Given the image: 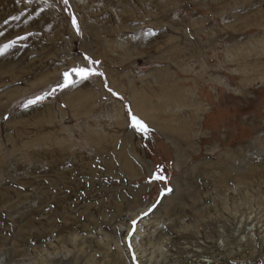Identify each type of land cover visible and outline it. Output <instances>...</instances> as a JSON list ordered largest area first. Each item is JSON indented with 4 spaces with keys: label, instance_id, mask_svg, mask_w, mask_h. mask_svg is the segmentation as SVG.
Instances as JSON below:
<instances>
[{
    "label": "rangeland",
    "instance_id": "1",
    "mask_svg": "<svg viewBox=\"0 0 264 264\" xmlns=\"http://www.w3.org/2000/svg\"><path fill=\"white\" fill-rule=\"evenodd\" d=\"M12 41L0 54V254L8 263L28 264L21 256L34 250L32 241L43 246L49 224L64 229L63 214L72 211L79 230L96 221V231L119 236L130 262L142 264L133 245L138 225L155 212L165 216L167 202L176 212L165 231L172 248L173 241L183 247L202 240L214 249L226 226L221 264L262 262L264 232L255 237L254 253L230 249L237 228L246 229L264 203V157L246 153L245 167L236 168L227 152L264 131V0H0V49ZM75 66L104 76L24 107ZM76 87L90 95L78 106L64 96ZM133 94L165 108L135 113ZM112 97L122 104L123 121L108 117ZM179 99L173 113L168 108ZM94 105L100 123L88 116ZM129 108L151 129L147 136L131 127ZM199 111L205 114L199 133L172 130L178 122L195 125L197 114L189 113ZM67 140L71 148L63 147ZM54 156L59 170L49 163ZM249 163L263 170L253 186L237 182L246 180L240 170ZM160 166L166 181L153 179ZM60 171L66 183L55 179ZM116 205L124 213L114 220ZM173 253L165 255L169 262Z\"/></svg>",
    "mask_w": 264,
    "mask_h": 264
},
{
    "label": "bare ground",
    "instance_id": "2",
    "mask_svg": "<svg viewBox=\"0 0 264 264\" xmlns=\"http://www.w3.org/2000/svg\"><path fill=\"white\" fill-rule=\"evenodd\" d=\"M25 91H26V89L24 90V92ZM67 94H68V92L64 93V96L68 97V98H66V100H68V101L70 100L71 103H74L75 105L78 106L80 103H82V100L86 99L85 95L88 96L89 92L86 89L77 90V87H76L73 89V91L70 94H68V95ZM131 98H132V103L134 106V112L135 113L145 114V113H147L148 110H149L148 111V113H149L150 111L154 110V108L156 110L165 108L162 105H160V106L151 105L150 106L145 99L141 98L139 100L138 98H136L135 94H133L131 96ZM109 102H110V105H109V108L107 111L109 119L111 121H113L114 118L119 117L123 121L124 120V111L122 108V104L117 99H115L113 97L109 100ZM181 102L182 101L179 99L178 102H176V105L171 104L168 109H170L174 113L176 111L174 109L175 107H177V110H179L181 108ZM188 106L190 107V105H188ZM95 107H96V105L92 106L91 109L88 110V116H89V118H93V119L97 120V122H99V120L101 118H100V116L97 117V114H96L97 109H95ZM191 113L197 114L196 115L197 120H196L195 125L194 124H188L187 122H178V123H176V125L174 127L175 129L173 128L172 130L177 131L182 136H186V135H188L187 128L190 127V130H193V132H195V134L199 133V130L203 125V119L205 117V114L200 112V111L199 112H190L189 113L190 116H191ZM103 115L105 116V113ZM11 120H12V118H11ZM7 124H9V123H7ZM89 130H91V129H89ZM189 133H190V131H189ZM7 137H9V136H7ZM9 139H11V138H9ZM104 141H106V140H104ZM93 142L95 143V141H93ZM63 143H64L63 147L66 146L65 148H71L73 146L69 143L68 140L63 142ZM240 151L242 152L241 156L238 155L239 154L238 152H240ZM72 153H73V151H72ZM227 153H229V155L231 157L232 167L237 166L236 168H238L239 166L245 167L246 153H250L251 157H254V158L257 156L258 157L259 156L264 157V131L258 132L256 137L250 142V144L242 143L241 146L237 149V151H232V152H227ZM235 153H236V155H235ZM50 155H53V154H50ZM52 159L53 160L49 159L50 160L49 163L51 165V168L56 170V168L59 165L58 164L59 159H58V157H55V156L52 157ZM139 159L141 161L145 162L149 169L151 168V163H149L145 158L140 156ZM180 159H181V154L178 155V157H177L178 167L180 164ZM250 159H252V158H249V160ZM124 164L126 166H128V168H129V167H131L132 162L129 159H126L124 161ZM232 167H231V169H232ZM131 168H133V167H131ZM229 168L230 167H226L224 169V175L225 176L228 173ZM57 170H59V169L57 168ZM240 171H243V173L246 174L245 176H243V178H240V179H246V180H239L237 182L242 183V184H247L249 186H253L256 184L255 178L258 175H260L263 170L260 169L258 166H256L254 163H249V164H247L245 170H240ZM6 173H8V172H6ZM67 178H68L67 174H61V171H60V173L58 172L55 176V179H58L61 183L62 182L66 183ZM141 188H143V187H141ZM178 188H179V186L176 185V191L178 190ZM48 198H49V196H48ZM228 198H229V200L232 199L231 197H228ZM181 201H179L180 204L182 203ZM225 203L227 205V202H225ZM251 203L253 204V202H251ZM169 205L170 204L167 202L165 209H164L166 211L165 216L159 214L160 212L158 214H156L157 212H155L150 217L143 218L142 221L139 223L136 235L133 239V245L136 249V252L138 253V258H139L140 262L142 264H167V262L170 264H221L222 251H224L227 248V240H228L227 236L230 234V233H227L228 230L226 231V228H225L226 226L223 227L221 233L219 232V236H220V237L218 236L219 241L217 240L218 244L216 243L217 247L214 249L207 247L209 245H207L206 241H202V240H200V242L196 241V240L191 242L189 240L191 242V244L189 241H185L184 242L185 245L183 247L178 246V243L176 241L172 240L174 242V246L172 248L173 244L171 245L172 242L169 243L170 238L168 236H166L167 232H165V231H166L167 224H170L171 222L174 221V219H175L174 215L176 214V212L173 210H169V208H171ZM176 206H178V205H176ZM176 206H175V208H177ZM17 208H19V207H13L12 209H17ZM163 208H164V206H163ZM12 209H9L8 211H11ZM258 209H259V211H257V213H256L257 214L256 218L255 219L253 218L252 222L250 221L251 223L247 224L246 229L245 228L242 229L240 226H239V228H237V232H235L237 234L236 235L234 234V236L236 237V240L233 239L235 241V243H234L235 247L230 249V250H235V253L240 252V254L244 255V252H246V250H252V248L253 249L256 248L255 246H253L255 244V243H253L255 240V237L257 235L261 234L262 232H264V225H260L261 223L263 224V221H264V203H261L259 205ZM63 210H67V209H63ZM71 212L72 211H70V212L67 211V212H65V214H63V221L65 223L64 229H60L61 225L59 224L58 221H56L58 223L49 224V225H51V229H48L49 238L46 240L47 241L46 243L43 242L44 243L43 246H38L39 243L34 244V242L32 241L31 247H33L34 250H30L27 254H25V255L23 254V256H21V258H24V263H28V264H132L127 257V254H126L125 249H124V245L122 244V241H121L119 236L116 237L117 235H113V234L108 233V232H103V227H100L96 231V228H95L96 225L94 224L96 221L94 222V217L93 218L91 217L92 215H90V217H91L90 219H92V221L90 220V223L91 222H94V223L93 224H89V223L86 224V222H85L83 224V229L79 230L76 227V225L79 222L78 223L75 222V219L73 217V213H71ZM122 213H124V208L121 205H116L112 209V214H110V216L114 219L115 217H117L119 214H122ZM138 214H139V212L136 211L133 213V216H137ZM251 218H252V215H251ZM243 220L240 222V225L243 224V222L245 221V220L244 221ZM72 222H74V223H72ZM18 224H21V223L19 222ZM25 224H27V223H25ZM28 224H29V222H28ZM73 224L75 225V227H71L70 229H66L67 226H72ZM49 225L47 226L48 228H50ZM32 226H36V224L34 223ZM122 226H125V225H122ZM174 226L176 227L175 224L170 225V228L175 231ZM36 228L39 229V226ZM42 229H43V225H42ZM44 231H46V230L40 231L39 233L44 232ZM45 234H43V235H45ZM50 234H51V236H50ZM197 234L201 235V232L199 231ZM205 234H207V233H205ZM47 236H48V234H47ZM212 236H214V235H212ZM262 236L264 237V233ZM175 237H176V235H175ZM229 239H230V237H229ZM255 241L257 242V240H255ZM210 243H211V241H210ZM5 244L6 243H4V245ZM41 244H42V242H41ZM213 244H215V243H213ZM231 247H233V245ZM0 248L4 249L5 246H2L0 244ZM236 248L238 250H236ZM170 251H174L171 262H169V260L167 259L168 257L166 258V256H165ZM252 251L254 253V250H252ZM229 253L232 254L233 251L232 252L230 251ZM248 253H250V252H248ZM19 254H21V253H19ZM16 258H17V256H16ZM16 258H15V261H16ZM260 260H261V258H260ZM14 263H16V262H14ZM227 263H228V261H227ZM0 264H11V263H8V257L6 254H4V255L0 254ZM260 264H264V256H263L262 262Z\"/></svg>",
    "mask_w": 264,
    "mask_h": 264
},
{
    "label": "snow or ice",
    "instance_id": "3",
    "mask_svg": "<svg viewBox=\"0 0 264 264\" xmlns=\"http://www.w3.org/2000/svg\"><path fill=\"white\" fill-rule=\"evenodd\" d=\"M64 3L67 4L68 0H64ZM73 23H76L75 17L73 16ZM77 31H79L77 27ZM149 35H154V33L149 32ZM15 41H12L9 44H6L3 46V49H0V54H3V52H6L8 48L12 47ZM85 60H87L90 64L95 65L98 64L99 61H93L91 57H88L85 55ZM93 76H104V73L102 71L97 70L95 67H86V66H75L72 67L70 70L65 71L63 73V83L57 84L54 88L51 89V91L46 92L42 95H38L32 99H29L25 104L24 107L27 108L30 105L38 104L44 100H46L49 96L54 95L58 89H64L71 85L78 84L82 81L89 80ZM75 77V78H74ZM105 87H107V83H105ZM108 91L111 92L113 95L117 96L119 99H123L119 95V93H116L113 91V89L108 88ZM129 114L131 116V127H133L135 130L140 132L141 134L147 136L151 129L149 126L139 117L131 113V108L128 109ZM7 119V117H5ZM153 179L160 180V181H166L168 178L166 175L163 174V167H158L157 173L153 176ZM165 191H171V188L165 189ZM147 213H145L146 215ZM133 224H135V221H133Z\"/></svg>",
    "mask_w": 264,
    "mask_h": 264
}]
</instances>
